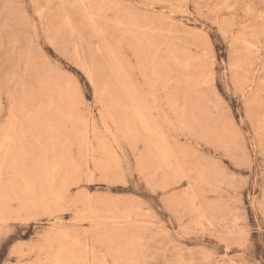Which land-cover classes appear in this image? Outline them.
Instances as JSON below:
<instances>
[{
    "label": "rangeland",
    "instance_id": "rangeland-1",
    "mask_svg": "<svg viewBox=\"0 0 264 264\" xmlns=\"http://www.w3.org/2000/svg\"><path fill=\"white\" fill-rule=\"evenodd\" d=\"M0 264H264V0H0Z\"/></svg>",
    "mask_w": 264,
    "mask_h": 264
}]
</instances>
